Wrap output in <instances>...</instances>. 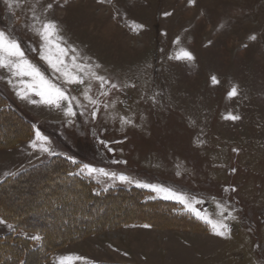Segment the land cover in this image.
Here are the masks:
<instances>
[{
	"label": "rangeland",
	"instance_id": "obj_1",
	"mask_svg": "<svg viewBox=\"0 0 264 264\" xmlns=\"http://www.w3.org/2000/svg\"><path fill=\"white\" fill-rule=\"evenodd\" d=\"M36 18L54 21L58 30L45 53L82 82H68L41 58ZM0 31L74 98L60 107L40 103L26 86L31 77L13 78L0 68L6 99L0 109L10 107L32 122L28 138L0 148V182L61 155L94 190L135 187L147 199L174 202L157 204L160 220L140 204L146 221L67 243L42 264H264V0H0ZM69 104L74 115H66ZM16 126L0 119V132ZM37 131L47 140H37ZM141 185L184 196L207 219ZM70 187L63 176H37L6 188L0 200L6 210L30 212L29 223L60 230L68 215L95 217L103 207L92 201L86 211L76 200L81 193L72 195ZM54 195L64 205L50 217L44 206ZM135 201L117 200L115 212H136ZM179 214L187 220H177ZM166 216L171 222L163 224ZM1 218L0 235L15 232L39 245L35 234ZM208 220L226 224L225 235Z\"/></svg>",
	"mask_w": 264,
	"mask_h": 264
},
{
	"label": "trees",
	"instance_id": "obj_2",
	"mask_svg": "<svg viewBox=\"0 0 264 264\" xmlns=\"http://www.w3.org/2000/svg\"><path fill=\"white\" fill-rule=\"evenodd\" d=\"M4 100H6L4 95L0 94V102ZM0 119L3 122H10V124L17 125L14 128H17L16 133L19 134H17V136L14 135L12 137V141H8L6 139L10 136L9 134H11V130H14V128L5 129L4 132H0V148L16 146L17 142L20 139L28 138V136L32 132V122L10 107H2V109H0ZM76 166L77 165L75 162L67 159L66 157H63L61 155H55L47 161L32 165L18 172L15 175L7 176L0 182V192H4L7 189L14 190L18 185H20V183H28L30 179H33L37 176L46 177L47 180H51L56 176H63V180L67 181L71 186L69 189V193L76 196L81 193V195H79V198L77 196L76 200L79 203H85L83 206L87 208L86 211L90 209V202L92 203V201H98L103 203V207L102 209H100L99 215H96L95 217L78 215L73 216L72 214L68 215L61 223L63 226L59 230L58 225L57 227H54V223H51L49 227H46L41 223L31 224L27 222L29 220L28 217H30V212L28 214H25V212L23 211L16 213V211L13 210H6L2 206L3 202L0 200V217L14 224L16 227L22 228L39 237V239H36L38 240L39 245L33 247L32 239L27 238L21 234L15 232H8L6 234L0 235V264H29V261L26 257L29 254L33 253H36L35 261H37V263H34L42 264L45 260L49 258L50 253L55 248L61 247L67 243L80 240L87 235L98 233L111 227H116L131 222L146 221V218H143V215H141V213L147 212H145L140 208V206H138L140 204L149 207V216H152L151 214H156V212H154V209L157 208L156 206L158 203H162V205L174 204V202L163 199H147L144 197L143 191L140 188L135 187L130 189L108 188L105 191L94 190V183H92L90 179H86L82 175H79L76 171ZM59 198L60 197L54 195L52 196L50 202L47 201V203L50 204H48L49 206H44L45 211L42 209V211H44V214H48V216L50 217H55L54 215L56 212H62L64 202L61 201ZM70 198L71 197H69L68 199V204L72 202ZM133 199H136V201L132 204L133 209H136V212L132 211V213L130 214H137L140 218L127 219L123 217H125V215L128 213L115 212L119 207V203H117V200L132 201ZM106 201L113 202L111 204L104 205ZM72 205L73 204H71V206ZM153 206H155V208ZM169 213L170 212L166 211V214L168 216L171 214ZM110 214H113V218L108 216ZM156 215H158V213ZM168 216L166 217L169 218ZM172 216L176 217L175 215ZM154 218L156 217L154 216ZM157 219L160 220L159 217H157ZM185 219L187 220L184 214H179V216H177V220L179 221H184ZM48 243H51L52 246L51 244L50 246H47Z\"/></svg>",
	"mask_w": 264,
	"mask_h": 264
},
{
	"label": "snow or ice",
	"instance_id": "obj_3",
	"mask_svg": "<svg viewBox=\"0 0 264 264\" xmlns=\"http://www.w3.org/2000/svg\"><path fill=\"white\" fill-rule=\"evenodd\" d=\"M51 6L52 5L49 4L47 7L51 8ZM36 19L38 20V18ZM38 22L40 26L37 31L38 34L41 36V39L44 41V43L41 45V58L47 61V63L55 72L61 73L68 80V82H82L78 77L71 76L67 71H65V66H63V61L61 59L57 58L56 60H53V58L50 55L46 54L44 51L45 48L53 44L52 37L58 31L55 22L50 20H38ZM56 48L61 54H64L66 52V49L61 48L59 44H56ZM183 56L187 57L188 59L192 58L191 54L187 51H184ZM73 60H75V57H73ZM77 67L80 66L77 65ZM0 68L7 69L11 73L13 78L24 76L31 77V82L28 83L26 86L29 90L35 91L37 96L41 97V100L39 101L40 103L60 107L61 100L71 101L72 99H74L72 97L67 96L64 90H62L56 84L52 83L47 77H45L44 74L40 71V69L34 64H32L25 57L24 51L22 50L20 43L16 39L11 38L5 31H0ZM95 78L101 81L102 86L104 83H107V81H105L103 77ZM213 80L215 82L214 77ZM20 82L24 83L23 80H21ZM8 83L12 84L13 79L9 78ZM113 87H116V85H113ZM235 94L236 89L233 88L229 95ZM17 95L21 98H27V93H21L19 90L17 91ZM31 102L36 103L37 101ZM93 103H95V101H93ZM65 112L66 115H74L71 104H69V107L65 110ZM95 115L96 113L93 112L92 116L95 117ZM232 118L236 119L238 117ZM36 138L40 141L47 140V137L42 136L39 131L36 132ZM33 146L35 147V142H33ZM42 150L45 152L49 151L47 147H43ZM84 168L87 169L89 173L96 171V169L91 168L89 165H84ZM118 179L121 181H125L128 178L126 176L121 175L118 177ZM141 186L152 187L157 192H164L166 194V198L178 200L180 203L184 204L188 210L192 211L197 217L201 219H207L206 217L201 216L200 212L193 206V203L186 200L184 196L174 193L170 189L161 188L154 185ZM195 203H200V201H196ZM208 222L212 224L214 230H217L218 235H225V232L227 231L226 224L216 223L211 220H208ZM220 229L223 230L221 231ZM33 239H39V237L34 236Z\"/></svg>",
	"mask_w": 264,
	"mask_h": 264
},
{
	"label": "bare ground",
	"instance_id": "obj_4",
	"mask_svg": "<svg viewBox=\"0 0 264 264\" xmlns=\"http://www.w3.org/2000/svg\"><path fill=\"white\" fill-rule=\"evenodd\" d=\"M19 122V121H18ZM20 126V125H19ZM22 126V125H21ZM25 127V126H24ZM17 129V128H16ZM16 129H14V130H11L12 132H11V134H9L10 136L6 139V140H8V141H12V137L14 136V135H16L17 136V134L18 133H16L17 131H16ZM18 129H19V127H18ZM23 130V129H22ZM19 131V130H18ZM24 133V132H23ZM19 135V134H18ZM14 141V140H13ZM8 143V142H7ZM10 143V142H9ZM41 177H43V176H41ZM83 187V186H82ZM76 188V187H75ZM82 189V188H81ZM74 190H76V189H74ZM153 213V212H152ZM152 215V217H159L160 219H162V216L161 215H156V214H151ZM123 218H127V219H134V218H140L137 214L135 215V214H128V215H125V217H123ZM166 219H167V222L166 221H164V223L163 224H167V223H169V222H171V219L170 218H167V217H165ZM58 234V233H57ZM59 235H62V234H59ZM48 242V241H47ZM50 244L51 243H48L47 244V246L49 245L50 246ZM51 246H52V244H51ZM36 254H34V256H35ZM37 255H39V254H37ZM36 260V257H32V256H30V263L29 264H33L34 262L35 263H37V261H35ZM34 263V264H35Z\"/></svg>",
	"mask_w": 264,
	"mask_h": 264
},
{
	"label": "crops",
	"instance_id": "obj_5",
	"mask_svg": "<svg viewBox=\"0 0 264 264\" xmlns=\"http://www.w3.org/2000/svg\"><path fill=\"white\" fill-rule=\"evenodd\" d=\"M2 219V218H1ZM51 256V255H50ZM49 260V259H48Z\"/></svg>",
	"mask_w": 264,
	"mask_h": 264
}]
</instances>
